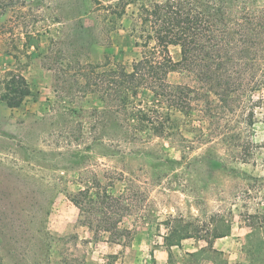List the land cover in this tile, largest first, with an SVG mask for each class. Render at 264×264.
Wrapping results in <instances>:
<instances>
[{
  "label": "rangeland",
  "instance_id": "374dc122",
  "mask_svg": "<svg viewBox=\"0 0 264 264\" xmlns=\"http://www.w3.org/2000/svg\"><path fill=\"white\" fill-rule=\"evenodd\" d=\"M109 4L25 0L1 18L6 28L0 29V194H12L29 209L47 196L38 225L63 238L22 240L11 219L7 227L0 222L6 264H264V229L248 236L254 222L264 220V62L252 56L228 79L200 81L189 70L171 75L172 83L200 90L199 110L185 121L188 130L190 121L201 122L203 136L192 160L181 165L130 163L132 189L122 225L134 230L131 243L97 240L81 223L80 209L62 189L77 192L79 177L103 178L108 170L117 172L120 188L124 178L118 170L127 164L102 155V127L93 130L90 116L101 105L84 73L107 61L131 65L143 52L133 26L136 8L130 6L129 15L113 25ZM170 53L181 59L180 47L171 46ZM12 75L25 77L33 90L18 109L2 100V82ZM170 152L180 158L175 149ZM171 169L178 173L169 174ZM219 217L232 225L223 240L227 251L215 249L217 240L208 243L207 231ZM175 225L196 236L169 246L165 237Z\"/></svg>",
  "mask_w": 264,
  "mask_h": 264
},
{
  "label": "trees",
  "instance_id": "16d2710c",
  "mask_svg": "<svg viewBox=\"0 0 264 264\" xmlns=\"http://www.w3.org/2000/svg\"><path fill=\"white\" fill-rule=\"evenodd\" d=\"M107 1L110 2L107 7L108 18H111L109 24L113 25L129 15L130 6L136 8L132 12L134 31L144 41L141 58L131 65L107 61L89 65L84 73L90 92L101 105L91 112V127L93 130L102 127V135L97 140L103 157L127 163L118 170L124 181L118 188L115 181L120 179L114 174L117 172L108 170L103 178L99 175L79 177L81 188L77 192L68 188L62 190L80 209L81 223L93 232L95 239L126 246L135 233L122 225L128 209L126 195L132 189L127 184L132 176L130 163L140 160L162 167L181 165L192 160L195 147L203 136L201 122L190 121L191 130H188L185 121L199 110L200 90L187 84L172 83L171 75L189 70L200 81L207 78L214 81L215 78L231 77L235 66L247 62L251 56L250 59L264 62V0ZM23 3L25 0H0V29L6 28L1 18ZM153 41L157 45L151 47ZM171 46L181 48L180 60L171 55ZM2 83L5 90L2 100L11 109L20 108L33 96L25 77L12 75ZM78 111L77 108L73 112ZM190 133L194 136L188 139ZM166 141L171 145L169 148L164 144ZM170 149L178 151L180 158L173 157ZM176 170L168 172L177 174ZM45 200L47 196L37 199V210L34 211L35 206L29 209L14 200L12 194H0L1 225L7 227L6 221L11 219L15 236L22 240L40 239L45 243L51 238L63 240L52 237L45 226L38 225ZM2 202L12 208L11 214L2 208L5 206ZM48 215L49 212L44 221ZM254 223L248 236L264 229L263 219ZM215 224L207 231L212 238L209 245L232 233L229 220L219 217ZM194 236L193 232L175 225L169 227L165 240L173 246ZM0 264H6L1 252Z\"/></svg>",
  "mask_w": 264,
  "mask_h": 264
},
{
  "label": "crops",
  "instance_id": "0c3cea01",
  "mask_svg": "<svg viewBox=\"0 0 264 264\" xmlns=\"http://www.w3.org/2000/svg\"><path fill=\"white\" fill-rule=\"evenodd\" d=\"M229 238H230V236H229V237H226V238H224V239H218V240L216 241V243H215V249H217V250H219V251H227V250H228V249H227V244H225L223 240H225V239H229ZM228 244H229V243H228Z\"/></svg>",
  "mask_w": 264,
  "mask_h": 264
}]
</instances>
